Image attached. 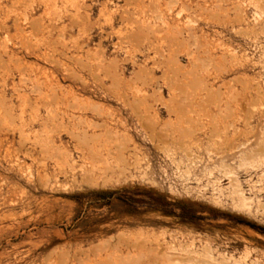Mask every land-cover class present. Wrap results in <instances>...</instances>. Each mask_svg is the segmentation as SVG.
I'll return each mask as SVG.
<instances>
[{"label":"rangeland","instance_id":"rangeland-1","mask_svg":"<svg viewBox=\"0 0 264 264\" xmlns=\"http://www.w3.org/2000/svg\"><path fill=\"white\" fill-rule=\"evenodd\" d=\"M0 264H264V0H0Z\"/></svg>","mask_w":264,"mask_h":264}]
</instances>
